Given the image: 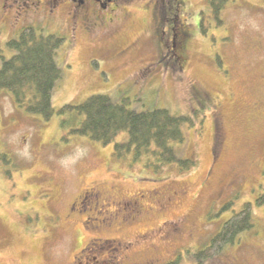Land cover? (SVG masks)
Here are the masks:
<instances>
[{
	"label": "rangeland",
	"instance_id": "rangeland-1",
	"mask_svg": "<svg viewBox=\"0 0 264 264\" xmlns=\"http://www.w3.org/2000/svg\"><path fill=\"white\" fill-rule=\"evenodd\" d=\"M182 1L185 56L167 63L153 45L157 16L148 0L121 3L114 25L99 21L94 33L77 18L73 34L66 15L56 24L43 19L42 2L0 0V56H11L6 42L25 26L65 38L50 120L0 94V264H196L198 248L246 203L253 228L235 240L241 248L227 245L202 264H229L230 255L260 263L254 239L264 233V203L254 202L264 196V0H227L220 25L208 0ZM93 95L190 117L174 148L193 167L155 172L118 163L116 141L69 135L57 111Z\"/></svg>",
	"mask_w": 264,
	"mask_h": 264
},
{
	"label": "trees",
	"instance_id": "trees-1",
	"mask_svg": "<svg viewBox=\"0 0 264 264\" xmlns=\"http://www.w3.org/2000/svg\"><path fill=\"white\" fill-rule=\"evenodd\" d=\"M226 1H207L208 10L218 25ZM202 25L200 22L203 34L206 30ZM64 42V37L43 35L34 26L20 29L17 37L6 42L11 56H0V94L8 92L15 107L44 121L50 120L55 114L53 93L62 80L57 52ZM92 64L95 67L98 63L93 61ZM128 103L124 98L93 95L78 105H64L57 111L63 117L60 127L71 136L86 137L104 146L116 141L112 157L118 163H143L145 168L150 167L155 172L171 164L177 165L180 171L193 167V160L180 158L174 148L184 140V126H193L190 117L174 115L166 109L138 111L130 109ZM263 200L264 197L257 204ZM252 228V205L246 203L198 248L194 255L196 264H202L227 245H233L240 234Z\"/></svg>",
	"mask_w": 264,
	"mask_h": 264
},
{
	"label": "flooded vegetation",
	"instance_id": "flooded-vegetation-1",
	"mask_svg": "<svg viewBox=\"0 0 264 264\" xmlns=\"http://www.w3.org/2000/svg\"><path fill=\"white\" fill-rule=\"evenodd\" d=\"M37 3L45 4L46 14L43 16L45 20H52L55 24L58 21H62L61 15H66L69 21V27L71 33H75L78 26L77 18H81L86 23L87 29L91 33L96 32L97 22L106 24L107 27L114 25L115 14L119 10L121 3L128 2L130 0H34ZM152 5L154 14L157 16V22L154 28L155 39L153 43L161 51L159 61H165L167 63H177V53L182 59L184 55L185 47L189 33L187 26L184 23L179 22V12L184 2L182 0H148ZM84 24V23H83ZM185 59V58H184ZM264 152V151H263ZM259 175L264 176V163L259 168ZM264 194V187L262 190ZM264 197V196H263ZM263 197L261 199H263ZM260 199V200H261ZM258 198L254 204L258 206ZM264 203V200L261 202ZM243 234V233H242ZM260 235V234H259ZM256 245L254 249L259 264H264V233L259 238L254 239ZM235 244V242H234ZM242 246L233 245L231 249L238 251ZM229 264H238L240 261L236 256H229Z\"/></svg>",
	"mask_w": 264,
	"mask_h": 264
}]
</instances>
